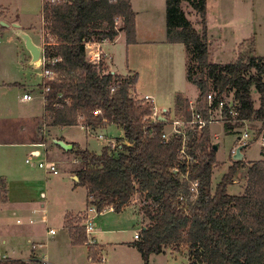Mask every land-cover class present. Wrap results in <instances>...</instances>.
Returning a JSON list of instances; mask_svg holds the SVG:
<instances>
[{
    "label": "trees",
    "instance_id": "trees-1",
    "mask_svg": "<svg viewBox=\"0 0 264 264\" xmlns=\"http://www.w3.org/2000/svg\"><path fill=\"white\" fill-rule=\"evenodd\" d=\"M184 1L191 0H166V22L167 41L186 46L187 79L199 89L197 110L205 121L201 129L196 125L187 130L189 163L179 154L184 136L163 137L171 123L168 112L165 119L153 121L154 104L134 96L138 74L112 73L105 70L103 61L87 57V41L114 40L124 31L127 42L136 43L131 0H43L47 28L56 38L47 41L43 51V68L55 76L45 77L37 89L49 88L44 92L45 121L57 127L98 128L112 123L123 128L126 142L117 148L106 145L100 154L73 143L70 152L80 163L75 183L86 188L88 207L98 212L110 207L121 212L135 194L144 197L149 223L133 244L145 262L152 254L184 247L189 251L187 264H264V159L249 164L241 193H230L229 186L245 167L244 159H233L214 188L217 151L210 135V110L230 95L239 115L231 117L225 105L226 130L233 131L246 119L260 131L264 125V56L211 61L207 0L194 2L202 15V28L187 17ZM210 92L216 93L212 104ZM254 93L259 94L258 106ZM175 113L187 121L193 118L190 100L182 92L175 94ZM188 170L193 180H199L197 192L191 190L190 180L180 178V172ZM5 193L6 182L0 178V201L7 200ZM70 221L66 227L72 243L86 244L85 224ZM31 260L38 264L37 258ZM0 264L29 262L9 257L0 258Z\"/></svg>",
    "mask_w": 264,
    "mask_h": 264
},
{
    "label": "rangeland",
    "instance_id": "rangeland-1",
    "mask_svg": "<svg viewBox=\"0 0 264 264\" xmlns=\"http://www.w3.org/2000/svg\"><path fill=\"white\" fill-rule=\"evenodd\" d=\"M195 1H184L182 8L193 24L197 28H202V15L195 8ZM131 3L136 14L138 38L142 42L134 47L132 58L129 59L130 65L139 68L143 74L140 82L141 94L144 96L150 92L154 95L157 108L159 110L166 108L172 119L166 131L173 134L172 124L183 120L175 116V92L187 94L193 99L190 101L194 102L199 95L198 88L187 79L186 46L181 42H173L178 43L174 45L167 41L166 0H131ZM207 8L206 23L211 61L225 63L249 54L264 56V0H207ZM15 20H20L23 29L42 46L43 51L45 43L56 38L47 28V21L43 16V0H0V51L3 49L8 52L9 65L6 70L10 80L15 81L13 88L15 115L22 112L33 113L37 116L36 123L40 131V127L46 123L43 118L44 102L33 90L38 89V85L45 78L43 51L42 58L32 64L31 53L24 40L12 28L4 25V22ZM145 41L155 43L144 44ZM121 42H124V38ZM117 46L119 48L116 47L114 50L115 61L120 69L124 70L127 67V51L122 47V43ZM3 67L5 64L0 65V74L5 70ZM25 91L31 92L34 100L22 101ZM227 97V101L231 102L232 95ZM254 97L258 106L259 94L254 93ZM216 117L215 113L212 125L210 124L212 141L220 143L212 180L214 188L233 163L232 150L240 145L239 137L245 132L243 125L236 126L233 131H227L221 123L223 121ZM14 125L16 128L17 126L24 128V132L15 134L12 139H29L31 130L33 132L30 120H16ZM180 128L184 129L185 126ZM189 129H192V126H188L186 131ZM47 133L50 146L51 143L56 145L57 136L65 135L97 154L111 142L114 143L109 146L117 148L121 140H125L124 131L116 124H109L91 132L81 127L51 126ZM49 150V157H46L44 149L40 158L33 159L30 156L32 160L30 164L26 162L29 156L25 153L20 154L19 151L15 152V149H8L15 154L18 164L25 166L37 182L25 185V188L19 185L13 188V196L23 202L15 214H12V211L2 213L0 210V228L9 227L11 231L9 235L11 237L7 238L6 243L0 238V258H21L27 260L29 264H36L31 260L36 259V256L39 259L47 258L50 264H94L90 260L91 257L94 261L104 257L108 264L188 263L189 251L184 247H172L162 253L152 254L150 261L145 262L133 244L136 240L135 235L140 234L143 228L142 223H149L144 210L146 202L139 193L133 196L121 212H115L110 208L102 212H89L95 224L94 231L87 234L85 228L88 242L73 245L69 230L63 226V217L66 211L73 207L86 208L74 213L73 217L67 216L71 223L81 226L88 218L89 208L85 205L83 197L84 187L78 185L75 189V180L70 176V171L78 168L80 163L74 162V152L63 151V155H57L51 147ZM243 153L246 165L240 168L234 183L229 186L230 193H241L246 184L249 164L264 159V147L258 143L244 147ZM2 156L3 153H0V157ZM46 158L56 161L58 167H61L58 174L48 173L38 166V162ZM31 215L35 222L30 221ZM44 215H47V220L43 219ZM19 218L21 222H18ZM49 227L54 228L57 234H48ZM4 230L1 229L0 232ZM35 240L42 244L33 249Z\"/></svg>",
    "mask_w": 264,
    "mask_h": 264
},
{
    "label": "crops",
    "instance_id": "crops-1",
    "mask_svg": "<svg viewBox=\"0 0 264 264\" xmlns=\"http://www.w3.org/2000/svg\"><path fill=\"white\" fill-rule=\"evenodd\" d=\"M207 10H208V8H207ZM209 27H210V25H209ZM138 33H139V30H138L137 21H136V37H137L136 43H128L126 40L125 32L122 31L114 40L106 39L104 41H95L94 47H93L94 49L91 50L90 52L87 51V57H88V59H90V53L93 54L94 50L98 48V49L103 51V54H104L103 58H105L103 60V63H104V68L106 71H111V72L114 71V73H117V74H120L123 76L133 74L134 72L137 73L138 74V81L135 85V93L134 94L142 97L143 96L141 94L142 93V91H141L142 87L140 85V82H141V79L143 77V74L141 71H139V68L136 67L137 68L136 69L135 67H131L130 60H129L132 58V51H133L134 47L140 45L142 42L138 38ZM123 38H124V42H121L123 40ZM120 43H122V47L125 48L127 51V67H125L124 70L120 69L119 65H117V62L115 61L114 50L116 47H117V49L119 48L117 45L118 44L120 45ZM149 43H155V41H145L144 44H149ZM171 44L176 45L178 43L171 42ZM171 47H173V46H171ZM4 64H5V67H3V69H5V70H3L2 73L0 74V153H3V156L0 157V178L4 179V181L6 182L7 193H5V195L7 196V200L6 201H0V210L2 213H7L9 211H12V214H15L16 210H19L21 208L20 206L22 205L23 202H20L18 198L13 196V194H12L13 188L17 185L23 186L21 188H25L24 187L25 185L33 184L34 182H37V180H36V178L31 176V172L29 170H26L25 166H23L21 163L18 164V162L15 158V154L9 152L8 149H15V152L19 151L20 154L25 153L27 156H29V157L31 156L33 159H36V158H40L43 155V149L45 150L46 157L47 156L49 157V151H50L49 147H51L52 150L54 149L55 150L54 152L57 155L58 154L63 155L62 154L63 151L70 152L71 148H68V149L65 148L60 143V141H63L67 144H71L72 146H73V143H77L82 148H86V147H84L80 143L76 142L73 138L67 137L65 135L57 136L55 138L56 145L51 143V146H50L49 145L50 142L47 139L48 134H49V133H47V130L49 128H51V126H48L44 122L43 125L40 127V131H39L38 130L39 125H38V123H36L37 116H35L33 113L22 112V113H19L17 116L15 115V102H14V97H13V88H14L15 81L10 80V78H9V74L6 70L8 68V65H9L8 52L2 49V51H0V65L3 66ZM175 91H173V92H175ZM26 92L27 91H25L24 93H26ZM33 92H36L35 94L38 97H41L43 99V102H44L43 103V106H44L43 118H45V116H44L45 115V94H44V91L42 92V91L36 89V90H33ZM29 93H31V92H29ZM176 93L177 92H175V94ZM145 95H149L152 98V101L154 103L155 108L157 110H159L155 104L154 95H152L150 92L145 93ZM184 95L187 98H189V100H193L187 94H184ZM32 100H34V99H32ZM22 101L26 102V100L23 99V96H22ZM161 110H165V112H167L166 108H163ZM160 115L161 114H159V116ZM175 116H176V113H175ZM217 117H218V115H217ZM162 118L165 119L166 116L162 115ZM16 120H23V121L30 120L31 125L33 126V128H32L33 132L31 130V135L29 136V139L28 138L24 139V140L12 139L15 134H20V133L24 132V128H22V127L19 128V126H17V128L15 127L14 124H15ZM171 121H172V119H171ZM221 123L224 124L223 122H221ZM34 124H35V127H34ZM109 124H112V123H109ZM109 124L103 125L102 127H105ZM211 125H212V122H211ZM72 127H81L83 129L87 130V132L95 131L99 128H102V127L93 128V127H88L85 125H72ZM118 127H120V126H118ZM120 128L123 130L122 127H120ZM34 131H36L35 134H34ZM125 142H126V140H123V141L121 140L120 143H125ZM6 149H7V151H6ZM244 158H245V154H244ZM74 162H78V160L75 158ZM35 164L36 163H34V165ZM27 168H29V167H27ZM59 168L61 169V167H59ZM76 169L77 168H73L72 172L70 171V176L74 180H75V176H77L76 172H75ZM76 181L77 180H75V182ZM47 184H48V181H46V185ZM76 186H78V185H76V183H75V186H74L75 189H76ZM79 186H81V185H79ZM84 190H85V192L83 194V197H84V200L86 202L85 205L88 206V204H87V191H86L85 187H84ZM83 209L85 210L86 208H83ZM83 209H75L73 207V209L67 210L64 217H63V226L66 227L67 216L70 215L71 217H73L74 213H78L79 211H81ZM19 219H17V220H19ZM47 219H48V217L46 215V220ZM143 221H144V218H143ZM142 224L144 226L146 223L143 222ZM49 228H52V227H49ZM1 229H5V230L0 232V238L4 243H6L7 240L11 237V236H9L11 234V231H9L10 230L9 227H1L0 230ZM20 234L21 233H19V235ZM71 242H72V239H71ZM73 245H74V243H73ZM89 258H90V256H89ZM91 258H90V260H91Z\"/></svg>",
    "mask_w": 264,
    "mask_h": 264
},
{
    "label": "built area",
    "instance_id": "built-area-1",
    "mask_svg": "<svg viewBox=\"0 0 264 264\" xmlns=\"http://www.w3.org/2000/svg\"><path fill=\"white\" fill-rule=\"evenodd\" d=\"M51 2H54V1H57V0H49ZM60 1V0H59ZM94 43L95 41H87L86 42V49L87 51H91L93 50L94 48ZM103 57H104V54H103V51L100 50V49H95L94 50V53H90V60L91 61H95V62H100L103 60ZM56 58L53 59L52 61L55 62ZM43 64H44V59H43ZM44 76L46 78H53L55 76V74L50 71V70H47V69H44ZM49 90V88H45L44 89V92H47ZM134 96L139 99V100H144L146 102H151L153 103L152 101V98L149 96V95H145V96H138V95H135ZM34 97L32 95V93H29V92H26L23 94V99L26 100V101H30L32 100ZM216 98V93L215 92H210L208 94V100H209V103L212 104L213 101L215 100ZM227 96H223L222 99L220 100V102L217 104L216 107H213L211 110H210V114H211V120L213 121L214 119V114L216 113L218 115L217 119L219 121H224L225 119V114H224V108H225V105H228L229 106V114L231 117L235 118L239 115V112L237 111V109L234 107V103L231 101H227ZM154 104V103H153ZM190 109L192 110L193 112V118L192 120L190 121H187L185 119H183L182 121L180 122H175L173 123V126H174V129H173V132L176 133V134H182L184 136V140H183V146L182 148L180 149L179 151V154H180V158L181 159H186L188 160V163L190 162V160L192 159L191 156H189L187 154V146H186V139H187V131H186V128L188 126H192V129L196 127L201 129L203 127V125L205 124V121L203 120L202 118V115L200 112H198L197 110V104L196 102L194 101H190ZM164 110H157L154 106V112L151 116L152 120L153 121H156L158 118L162 117V113ZM159 114H161L159 116ZM211 121V122H212ZM179 123V124H177ZM182 126H185L184 129L180 128ZM243 126H245V132L239 137V143L240 145H251L253 143H258L260 146L264 147V125L262 127H260V131L258 132L257 130H255L254 128L251 127V123L249 120H243ZM171 135V133H168L167 131H165L163 133V137L164 138H169ZM102 137V136H101ZM114 142H111L110 144H113ZM109 144V145H110ZM238 148V145L232 150V153L233 155L236 153V150ZM27 163H32V160L31 158H27ZM38 166L40 168H43L46 170V172L48 173H53V174H58L59 173V167L56 163V161L54 160H50V159H45L43 161H39L38 162ZM174 172L178 173L180 170L178 167H175L173 169ZM191 172L190 170H188L186 173L184 172H180V178L181 179H187V180H190L191 182V190L194 191V192H197L198 191V186H199V180H193L191 178ZM183 198V196H182ZM111 210H113V207H110ZM106 209H104L103 211H105ZM89 212H98L97 209L93 206H90L88 208V218H86V222H85V228H86V231H87V234L88 233H91L94 231V223L92 222L93 220V217H91L90 213ZM102 212V211H101ZM44 219L46 220V215H44ZM31 222H35V219L33 218V216L31 215V219H30ZM18 222H21V220L19 219ZM47 233L48 234H51V235H55L57 234V231L54 229V228H49V230H47ZM135 238H139V234H136L135 235ZM42 243L38 242V241H34L33 242V249H36V247L38 245L41 246ZM36 258L38 259V264H50L49 260L47 258H41L39 259L38 256H36ZM91 261L94 263V264H108L104 257H100L99 259H97L96 261H94L93 258H91ZM188 262H190L188 260Z\"/></svg>",
    "mask_w": 264,
    "mask_h": 264
},
{
    "label": "water",
    "instance_id": "water-1",
    "mask_svg": "<svg viewBox=\"0 0 264 264\" xmlns=\"http://www.w3.org/2000/svg\"><path fill=\"white\" fill-rule=\"evenodd\" d=\"M4 25L12 28L14 30V32L24 40L27 49L31 53V63L32 64L38 62L42 58V51H43L42 46L39 45L38 43H36L34 41V39L32 38V36L30 35V33L26 32L23 29L20 20H15V21H11V22H4ZM112 73H114V71ZM160 118H162V117H160ZM60 143L67 149L73 147L71 144H67L63 141H60ZM219 146H220L219 142L214 143V149L216 151L219 150ZM244 147H246V145H239L238 146L236 153L233 155L234 160H243L244 159V153H243ZM78 179H79L78 176H75V180L78 181Z\"/></svg>",
    "mask_w": 264,
    "mask_h": 264
}]
</instances>
